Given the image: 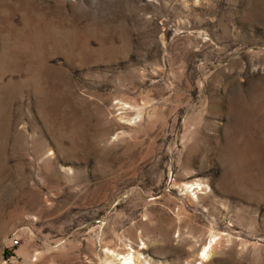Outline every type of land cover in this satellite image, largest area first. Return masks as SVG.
<instances>
[{"label": "rangeland", "instance_id": "1", "mask_svg": "<svg viewBox=\"0 0 264 264\" xmlns=\"http://www.w3.org/2000/svg\"><path fill=\"white\" fill-rule=\"evenodd\" d=\"M214 238L264 264V0H0V264Z\"/></svg>", "mask_w": 264, "mask_h": 264}, {"label": "bare ground", "instance_id": "2", "mask_svg": "<svg viewBox=\"0 0 264 264\" xmlns=\"http://www.w3.org/2000/svg\"><path fill=\"white\" fill-rule=\"evenodd\" d=\"M193 185H198L197 182H194ZM216 238L210 239L208 244H205L204 247L201 249L202 254L200 259L202 263L206 262L210 256V251L214 247V243H216ZM208 245V248L206 247ZM106 248L108 250L107 257L112 260H119L118 264H151L150 258L148 255H144L145 251L132 249L125 251L126 253H122L121 251L117 250L111 243L106 244ZM144 257L142 258L141 256ZM206 264V263H204Z\"/></svg>", "mask_w": 264, "mask_h": 264}, {"label": "built area", "instance_id": "3", "mask_svg": "<svg viewBox=\"0 0 264 264\" xmlns=\"http://www.w3.org/2000/svg\"><path fill=\"white\" fill-rule=\"evenodd\" d=\"M13 242H14V244H18V243H19V239H18V238H15V239L13 240Z\"/></svg>", "mask_w": 264, "mask_h": 264}]
</instances>
